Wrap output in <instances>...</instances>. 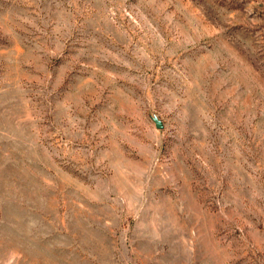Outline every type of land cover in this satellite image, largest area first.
I'll use <instances>...</instances> for the list:
<instances>
[{
  "label": "rangeland",
  "instance_id": "1",
  "mask_svg": "<svg viewBox=\"0 0 264 264\" xmlns=\"http://www.w3.org/2000/svg\"><path fill=\"white\" fill-rule=\"evenodd\" d=\"M0 264H264V0H0Z\"/></svg>",
  "mask_w": 264,
  "mask_h": 264
}]
</instances>
